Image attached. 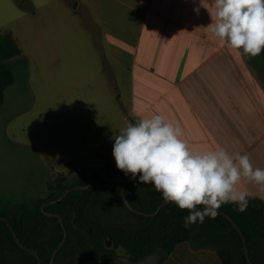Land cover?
Returning a JSON list of instances; mask_svg holds the SVG:
<instances>
[{
	"label": "rangeland",
	"instance_id": "obj_1",
	"mask_svg": "<svg viewBox=\"0 0 264 264\" xmlns=\"http://www.w3.org/2000/svg\"><path fill=\"white\" fill-rule=\"evenodd\" d=\"M91 2L94 3L93 0H9V4L5 3V16L10 19L8 28L19 43L26 69L15 70V81L6 89V103L0 110L1 200L13 204L26 200L30 195L40 196L45 187L38 179L46 176L44 165L49 163V158L62 165L73 161L69 167L71 171L81 163L82 170L106 167L132 184L135 181L117 170L112 156L113 137L129 122H134L129 118L122 120L121 106L127 104L117 101L120 95L121 102L129 103L134 57L131 55V41L123 35L130 34V24L125 22L130 17L121 8L117 24L114 23L115 17L110 16V21L114 20L112 25L117 26L121 36L120 39L117 37L115 44L104 38L112 32L100 22L98 10ZM158 44L157 40L152 41L151 52ZM179 51L181 55L178 56L157 57L151 54L148 59L156 65L214 63L201 54L193 56L192 60V57L182 54L181 49ZM234 52L236 64L250 67L253 75L249 78L251 90L256 87L257 95L258 92L264 94V70L259 68L264 64L260 56L250 58ZM225 61L219 54L218 62ZM205 72L208 82L214 85L220 82L219 76H227L225 72ZM185 74L190 73L180 68L169 82L163 81L161 89L156 87L155 94L158 95L152 98L162 96L163 99L152 102L153 107L161 109L166 118L183 110L179 89H171L166 83L178 81ZM248 74L246 71L244 75ZM219 84L224 89L228 86L229 92L233 90L236 93L234 96L245 97L235 78L233 83L230 78L228 84L225 79ZM222 88L217 90L225 98L227 92ZM259 99H252L255 123H259L256 111L264 113L260 111ZM225 104L227 102L223 101ZM171 121L176 124L174 119ZM260 124L262 134L264 127ZM78 154H83L81 159L75 157ZM87 163L95 165L87 168ZM64 173L77 176L80 171ZM35 175L37 183H26L27 180L35 181ZM91 214L108 225L126 228L134 225V217L118 204L114 205L112 213L94 209ZM45 235H49V230ZM76 246L75 241L67 244L60 252L58 264L74 262L85 254L86 251ZM118 251L125 255L122 249ZM176 256L180 263L194 261L192 255L180 248Z\"/></svg>",
	"mask_w": 264,
	"mask_h": 264
},
{
	"label": "crops",
	"instance_id": "obj_2",
	"mask_svg": "<svg viewBox=\"0 0 264 264\" xmlns=\"http://www.w3.org/2000/svg\"><path fill=\"white\" fill-rule=\"evenodd\" d=\"M9 0H0V30L8 28L10 19L5 16V3ZM91 2L99 13V20L104 25L106 24L110 34L116 44L120 39L118 23L116 18L119 15V9H124V13L130 17L125 22L130 24V34L123 35V38H129L131 41V55L134 57L132 61L131 83L129 82V103L121 102V96L118 100L121 106L122 120L129 118L132 121H138L140 118H150L154 114L161 115L165 122L175 120L176 124L182 128L184 139L190 148L193 150L207 151L215 150L217 146L224 148L230 155L247 153L253 164V167L264 169V132L260 134L261 124L264 127V113L256 111L259 115V123H255L252 109L253 97H259L260 111L264 112V94L261 95L256 87L251 90L249 85L250 73L249 66L235 63V52L222 43L219 39L211 37L208 30L205 28L210 22V15L213 8L208 5L211 0H93ZM9 4V3H8ZM207 7L204 8L203 6ZM198 9V12L195 11ZM122 13V12H121ZM110 16L115 17L110 21ZM11 31V30H10ZM15 36V35H14ZM118 37V38H117ZM106 38V35L104 36ZM157 40L159 44L156 50L152 51V41ZM144 41V43H143ZM189 47V48H188ZM182 54L192 57V60L197 54L203 58L211 59L214 63L208 64H173L165 63L156 65L148 59L149 55L154 54L157 57L165 55L178 56ZM221 54V59L226 63L218 62V55ZM137 57V58H136ZM182 68L185 74L170 83H166L171 89H179L180 103H183V110L179 111L173 117L166 118L161 109L153 107V103L161 102L163 97L158 99L152 98L155 94L156 87L161 89L164 82H169L172 75ZM264 70V65L262 67ZM225 72L227 76H219L220 82L225 79L227 84L231 78L232 83L235 80L238 83L239 89L245 93V97L240 98L234 96L233 90L228 91L220 86V82L210 84L206 78L207 72ZM248 71V75H244ZM244 78H247L244 80ZM164 81V82H163ZM152 87L154 90L152 91ZM220 87L227 93L225 98L223 94L218 92ZM215 88V89H214ZM233 88V86H232ZM195 90V91H194ZM253 92V93H252ZM163 94V93H161ZM263 97V98H262ZM223 101L227 104L223 105ZM6 103L4 102L0 110ZM127 107V108H126ZM124 110L127 113H124ZM205 118L208 120L205 121ZM26 146V143H21ZM83 154L75 156L81 159ZM73 161L67 164H60L58 160L49 158V163L44 165L46 176L41 178L39 183L45 187L44 192L37 195H30L27 199H39L46 194V183L53 172H74L82 170L83 164H78L73 171L69 170ZM87 168L92 167L93 163H87ZM89 169V168H88ZM26 183H37L27 180ZM247 190L256 194L257 188L255 185H246ZM254 200L264 204V199L256 195ZM217 244L206 240L204 234L196 232L192 235L190 241L183 242L167 254L161 247L144 257L143 259L132 262L126 255L119 253L112 260H108L105 256L99 260L86 261L84 264H222L216 254ZM77 247V246H76ZM192 255L193 263L183 261L180 263L178 257H174L178 249ZM77 249H79L77 247ZM86 253V252H85ZM85 254H83L84 256ZM172 261V263H171Z\"/></svg>",
	"mask_w": 264,
	"mask_h": 264
},
{
	"label": "trees",
	"instance_id": "obj_3",
	"mask_svg": "<svg viewBox=\"0 0 264 264\" xmlns=\"http://www.w3.org/2000/svg\"><path fill=\"white\" fill-rule=\"evenodd\" d=\"M260 58L264 64V53ZM21 69H26V60L22 57L16 37L10 30H0V108L6 89L15 81V70ZM103 169L106 176H119L123 180L127 199L133 208L151 213L163 201L161 194L150 184H138L136 180L132 184L122 175L106 167ZM87 171L83 169L77 176L64 172L53 174L46 183V195L39 199L13 204L0 199V217L5 218L0 220V264H38L37 257L18 245L8 224L23 245L36 251L41 264L49 263L53 250L63 237V228L67 231V237L53 264H58L60 252L72 241L86 253L66 264H84L103 256L112 261L119 249L132 262H137L157 247L167 254L171 253L179 244L190 241L196 232L218 245L216 254L222 264H249L241 236L219 212L214 219L206 217L203 223L188 226L183 219L188 214L187 210L180 211L172 203H168L155 216L138 215L126 207L120 183L105 179L97 171L93 172L87 189L71 191L59 202L44 208L46 212L63 219L62 227L59 218L45 215L41 205L61 195L67 188L85 186ZM115 204L134 217L132 228L105 224L91 214L94 209L112 213ZM220 210L242 231L252 263L264 264V204L251 199L243 212H239L234 204L222 205ZM47 230L48 236L45 235Z\"/></svg>",
	"mask_w": 264,
	"mask_h": 264
},
{
	"label": "clouds",
	"instance_id": "obj_4",
	"mask_svg": "<svg viewBox=\"0 0 264 264\" xmlns=\"http://www.w3.org/2000/svg\"><path fill=\"white\" fill-rule=\"evenodd\" d=\"M208 6L213 12L205 28L211 37L241 56L264 53V0H211ZM106 39L114 37L106 34ZM182 136L179 124L158 114L129 122L113 137L115 166L138 184H151L178 210H187L186 226L214 219L222 205L234 204L243 212L257 194L264 199V169L254 168L247 153L233 156L219 146L193 150ZM249 184L256 194L247 190Z\"/></svg>",
	"mask_w": 264,
	"mask_h": 264
},
{
	"label": "water",
	"instance_id": "obj_5",
	"mask_svg": "<svg viewBox=\"0 0 264 264\" xmlns=\"http://www.w3.org/2000/svg\"><path fill=\"white\" fill-rule=\"evenodd\" d=\"M94 171H97V172L101 173V175H102L105 179H109V180H111V181L119 182L120 185H121V196H122V199H123V201H124L126 207H127L130 211H132V212H134V213H136V214H138V215H143V216H147V217L155 216V215L158 214V212H159L163 207H165V206L169 203V202H166L165 200H163V201L157 206V208H156L153 212H151V213L143 212V211H140V210H138V209H136V208H133V207L130 205L128 199H127L126 192H125V185H124V183H123V180H122L119 176H115V177H108V176H106L105 173H104V169L101 168V167H92V168L88 169V171H87L88 179H87V184H86L85 186H74V187L67 188V189H65V190L62 192L61 195L57 196L56 198H54L53 200H51V201L48 202V203H44V204H42V205H41V209H42V211L44 212V214L47 215V216H50V217H55V216L58 217L61 226L64 227V222H63V219H62L61 217L57 216V215L54 214V213L46 212V211L44 210V208H45L48 204H53V203L59 202L62 198H64V197H65L69 192H71V191H78V190H84V189H87V188L90 186V184H91L92 174H93ZM218 212H219L221 215H223L225 218H227V219L229 220V222L231 223V225L237 230V232L239 233V235H240L241 238H242V242H243V245H244V254H245V257H246V259H247V261H248L249 264H253L252 261H251L250 258H249V252H248V249H247V247H246V240H245V238H244V236H243V234H242V231H241L240 228L238 227V225H237V224H236V223H235V222H234V221H233V220H232V219H231V218H230L225 212H223L222 210L219 209ZM0 220H5V218H4V217H0ZM8 226H9V228L11 229L12 234H13V237H14L15 241L18 243V245H19L22 249L27 250V251H28L30 254H32L33 256L37 257V259H38V264H41L40 259L38 258V254L36 253V251L33 250L32 248H29V247H26L25 245H23V244L19 241V239H18L17 235L15 234V232L12 230V226H11L10 224H8ZM66 237H67V231L63 228V237H62L61 241L59 242V244H58V245L55 247V249L53 250L52 255H51V258H50L48 264H53V262H54V260H55V257H56V255H57V253L59 252V250L61 249V247L63 246V244H64V242H65V240H66Z\"/></svg>",
	"mask_w": 264,
	"mask_h": 264
}]
</instances>
